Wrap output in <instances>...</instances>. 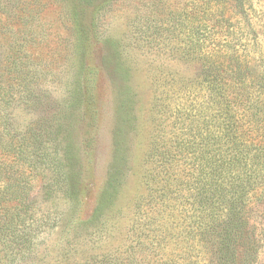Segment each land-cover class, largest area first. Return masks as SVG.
<instances>
[{
  "label": "trees",
  "instance_id": "trees-1",
  "mask_svg": "<svg viewBox=\"0 0 264 264\" xmlns=\"http://www.w3.org/2000/svg\"><path fill=\"white\" fill-rule=\"evenodd\" d=\"M248 2L216 0L223 8L214 23L173 25L174 46L198 59L203 78L161 91L167 124L146 152L143 193L134 201L124 242L79 264H264V59L231 23L233 18L250 25ZM78 32L80 47L90 36L88 29ZM249 32H254L251 26ZM2 42L0 264H25L57 224L37 207L44 172L69 198L80 194V151L73 131L86 98L79 92L67 115L41 113L33 130L13 131L10 111L23 99L17 88L26 63L14 53L21 46L14 51ZM112 72L111 77L118 74ZM127 90L124 85L118 91L115 137L131 124ZM113 152L86 223L99 221L120 193L121 148L115 145Z\"/></svg>",
  "mask_w": 264,
  "mask_h": 264
},
{
  "label": "rangeland",
  "instance_id": "rangeland-1",
  "mask_svg": "<svg viewBox=\"0 0 264 264\" xmlns=\"http://www.w3.org/2000/svg\"><path fill=\"white\" fill-rule=\"evenodd\" d=\"M222 8L216 0L0 1V40L14 51L21 46L14 53L26 63L22 88H17L24 100H17L10 111L12 130H33L41 113L45 118L64 116L79 92L86 98L73 131L80 151V194L69 198L51 173L44 172L37 207L57 224L44 233L35 258L25 264H79L124 242L134 201L143 193L146 152L167 124L160 93L203 78L198 59L174 46L173 25L196 27L205 19L212 24ZM245 8L250 25L233 18L231 23L264 59V0H249ZM245 25L254 30L249 36ZM77 29H88L90 36L80 47ZM4 52L0 48V59ZM111 72L118 74L111 77ZM122 85L131 93L132 120L115 137ZM115 145L122 157L120 193L99 221L86 223L104 187Z\"/></svg>",
  "mask_w": 264,
  "mask_h": 264
}]
</instances>
